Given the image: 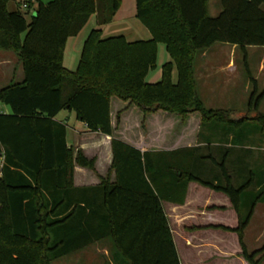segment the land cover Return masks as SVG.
Instances as JSON below:
<instances>
[{"label": "trees", "instance_id": "trees-1", "mask_svg": "<svg viewBox=\"0 0 264 264\" xmlns=\"http://www.w3.org/2000/svg\"><path fill=\"white\" fill-rule=\"evenodd\" d=\"M11 1L0 0V51L17 56L24 81L0 90V103L11 112L0 114V264H50L104 240L121 264H180L162 202L185 204L191 182L229 198L238 226L213 228L236 233L243 259L261 264L264 246L249 252L244 230L257 203H264V188L244 195L254 180L236 188L214 151L140 152L114 137L110 101L129 102L145 115L176 114L182 122L197 112L202 125L221 127L234 140L243 142L254 132L264 138V114L250 126L247 114L235 121L228 112L207 109L194 74L202 51L218 43L237 46L255 88L248 105L258 111L264 92L256 96L246 49L264 48V0H221L216 18L209 16V0H136L137 18L151 35L136 42L123 35L103 39L101 28L113 21L121 0H29L27 8L18 2L9 10ZM93 15L97 28L83 44L77 69L68 71L65 45ZM159 43L171 61L163 65L161 80L149 84ZM64 110L75 113L88 132L110 137L114 183L108 177L94 188L74 187V167L94 172L96 161L81 150L73 157L66 126L55 121Z\"/></svg>", "mask_w": 264, "mask_h": 264}, {"label": "crops", "instance_id": "crops-1", "mask_svg": "<svg viewBox=\"0 0 264 264\" xmlns=\"http://www.w3.org/2000/svg\"><path fill=\"white\" fill-rule=\"evenodd\" d=\"M27 1L29 0H16L10 3L15 4L16 7L18 2L24 4ZM42 1L44 2V0ZM210 2L211 0L207 5L209 14ZM219 10L222 11L221 0H219ZM32 13L33 9L29 15ZM90 19H93V25L89 26L90 22H88L81 32L69 39L65 45L62 62L68 71L74 72L77 69L83 44L97 27V16L94 15ZM137 20L136 0H121L120 9L110 24L121 25L126 21ZM123 36L129 42L151 38L147 29L146 32L138 29L137 33H129L131 39H128L126 35ZM68 44L73 56L70 65L66 62ZM259 48L264 54L262 47L246 49L247 64L250 49ZM238 51L240 49L235 45L218 43L196 56L194 74L202 103L204 99L201 98V92H215V89L220 85L225 91L224 94L217 97L223 100L231 99L232 86L241 76L237 64V58H240L236 55ZM23 77V68L17 56L12 51H0V90L12 83H22ZM120 102L115 103L114 98L110 101L111 125L115 129L114 137L117 139L127 142L140 152L173 151L189 147H199L203 154L214 151L217 154L218 165H223L227 169L231 183L236 188L254 180V185L250 183L251 188L244 195L258 193L264 188V154L254 151L256 145L252 147L247 145L248 141L234 140L233 134L224 133L221 127L213 128L214 125L211 124L202 125L201 115L197 112L188 114L186 120L182 122L176 114L170 115L158 111L156 114L145 115L138 108L130 106L129 102ZM207 108L213 110L211 106ZM118 113L121 115L117 124L115 119ZM0 114L8 116L11 112L7 106L0 103ZM55 121L66 126V142L68 148L74 150V158L81 150L86 158L96 161L94 172L78 165L74 167V187L94 188L101 184V178L107 179L108 177H110L111 183H114L115 173L110 170L113 161L110 137L88 132L86 126L77 120L75 113L68 110L60 112ZM222 149H226L225 155L221 152ZM259 180L262 182L261 184L256 183ZM162 203L175 248L178 251L180 264H183V260L175 239V236L180 233L185 236L179 235L184 242L185 264H192L186 261L187 258L192 262L196 261V264H248L241 256L238 235L213 228L234 229L238 226L236 212L224 193H217L208 187L191 182L188 185L185 204ZM249 240L254 246H250ZM244 243L251 253L264 243V203L262 202L255 206L251 221L244 230ZM261 264H264V261Z\"/></svg>", "mask_w": 264, "mask_h": 264}, {"label": "rangeland", "instance_id": "rangeland-1", "mask_svg": "<svg viewBox=\"0 0 264 264\" xmlns=\"http://www.w3.org/2000/svg\"><path fill=\"white\" fill-rule=\"evenodd\" d=\"M35 1V0H34ZM50 0H44V2H48ZM217 2V3H216ZM12 8V9H11ZM15 4L10 3L8 9L9 10H14ZM263 12H264V6L261 7ZM209 10L210 14L209 16L211 18H216L219 13V0H211L210 5H209ZM94 16V15H93ZM92 17V16H91ZM29 18V16H27ZM90 23L89 26L93 25V19H89ZM87 27V29L89 28ZM95 27L94 29H96ZM103 39L109 38V37H120L121 35H126L128 39H131L129 36V33H137L138 29H142L143 31L146 32V29L140 24V22L137 21H126L122 23L121 25H112V24H107L103 28ZM133 38V37H132ZM134 39V38H133ZM238 55L237 58L238 62V69L239 73H241L240 77L237 79L235 85L232 86V93L230 95L229 100H223L219 99L217 96L224 94L223 92L225 91L223 89V86H219L218 88L215 89V92H208L205 93L204 91L201 92V98L204 99L203 101V106L206 108L211 106L213 110H223L225 112L230 113V118L233 120L240 119L243 114H247V118L249 121L250 126H252L253 119L257 114H264V100L260 103L258 113L253 109L249 108V101L251 99L252 94L255 91V88L253 86V83L250 81V77L248 74L245 72L244 68V57L240 51L236 54ZM73 56L71 54V47L68 44V48L66 51V62L69 64L70 61L72 60ZM228 57L226 56V60ZM248 71L251 73V77L256 81V96H259L264 92V54L262 49H250L249 52V59H248ZM263 60V61H262ZM171 58L169 54L167 53L166 46L162 43H159L157 46V63L156 67L154 68L153 71H150L148 74V77L146 79V82L149 84H155L156 82L161 80V71L163 65L170 63ZM70 65V64H69ZM172 80L173 83H177V73H176V68L174 66L173 71H172ZM246 86V88H245ZM226 97V96H225ZM224 97V98H225ZM223 98V97H222ZM219 99V100H218ZM115 103H119L117 98H114ZM121 103V102H120ZM131 106V105H130ZM208 109V108H207ZM233 109V110H230ZM116 120V119H115ZM216 126H213V128ZM130 132V131H128ZM247 137L245 141H248L247 145H250L253 147V145H256V149L254 150L255 152H260L264 154V138L260 136L258 133H247V135H244ZM244 141V142H245ZM261 143V144H260ZM263 143V144H262ZM180 233V232H179ZM175 235V234H174ZM182 235V237H185L184 234H179ZM179 235H176V243L179 248V251L181 253V257L183 260V264H185V253L183 251V241L179 237ZM250 246H254L251 240H249ZM264 246V243L260 244L259 249H262ZM249 251V249H248ZM250 252V251H249ZM264 256V253L261 254L258 257ZM189 263L196 264V261L192 262L190 261L189 258L186 260ZM264 260H262L263 262ZM261 262V263H262ZM50 264H121L117 257V253L115 252V249L111 243L110 240H104L101 242L96 243L95 245L89 246L87 248H84L80 250L79 252L73 253L72 255L65 256L64 258L52 261Z\"/></svg>", "mask_w": 264, "mask_h": 264}, {"label": "built area", "instance_id": "built-area-1", "mask_svg": "<svg viewBox=\"0 0 264 264\" xmlns=\"http://www.w3.org/2000/svg\"><path fill=\"white\" fill-rule=\"evenodd\" d=\"M23 8H27V4L25 3ZM5 160L3 154L0 155V177H2V169L4 166Z\"/></svg>", "mask_w": 264, "mask_h": 264}]
</instances>
